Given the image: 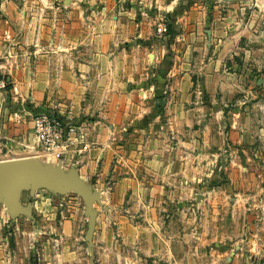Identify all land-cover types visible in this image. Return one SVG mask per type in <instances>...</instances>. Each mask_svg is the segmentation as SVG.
Masks as SVG:
<instances>
[{
  "label": "crops",
  "instance_id": "0c3cea01",
  "mask_svg": "<svg viewBox=\"0 0 264 264\" xmlns=\"http://www.w3.org/2000/svg\"><path fill=\"white\" fill-rule=\"evenodd\" d=\"M2 79L0 160L57 164L32 120L54 111L100 198L92 222L72 190L21 191L49 220L38 264H237L243 235L264 254V0H0Z\"/></svg>",
  "mask_w": 264,
  "mask_h": 264
},
{
  "label": "water",
  "instance_id": "95a60500",
  "mask_svg": "<svg viewBox=\"0 0 264 264\" xmlns=\"http://www.w3.org/2000/svg\"><path fill=\"white\" fill-rule=\"evenodd\" d=\"M41 187L59 192L72 190L81 195L86 202L84 213L90 216L93 222L96 215L94 202L100 201L98 194L85 186L75 172H67L62 162L44 163L31 157L0 160V212L5 206L12 217L19 212L31 217V206L24 205L20 200L21 191L30 189L35 192ZM93 230L92 225L87 232L90 241Z\"/></svg>",
  "mask_w": 264,
  "mask_h": 264
},
{
  "label": "rangeland",
  "instance_id": "374dc122",
  "mask_svg": "<svg viewBox=\"0 0 264 264\" xmlns=\"http://www.w3.org/2000/svg\"><path fill=\"white\" fill-rule=\"evenodd\" d=\"M26 190L28 189H24L23 193V201L25 202L29 200L26 196ZM63 196H60L62 200L75 205L80 204L81 207L84 206V199L75 191ZM31 203H33V199L30 200ZM61 203L64 204V201ZM2 210V215H0V264H13L15 255L18 256L20 264H38V258L43 253V240L48 237V234L45 233L48 229L44 227L49 222L48 218L41 215L37 210L32 212L31 217L23 212L12 217L8 214L5 206L2 207ZM248 242L247 236L243 235L238 250L242 249L244 255L240 257L241 259L237 264H264V254L256 251V246L249 245ZM195 246H197L195 240L189 244H180L181 251H188ZM227 264H231L230 261Z\"/></svg>",
  "mask_w": 264,
  "mask_h": 264
},
{
  "label": "built area",
  "instance_id": "2783aa9c",
  "mask_svg": "<svg viewBox=\"0 0 264 264\" xmlns=\"http://www.w3.org/2000/svg\"><path fill=\"white\" fill-rule=\"evenodd\" d=\"M127 7V2H122L121 8L126 9ZM156 31L161 36L168 34L167 22L164 20L158 22ZM6 87L7 81L0 80V88ZM32 120L38 145L51 161L61 162L64 154L71 147L76 148L81 141L80 125L54 111H37L33 114Z\"/></svg>",
  "mask_w": 264,
  "mask_h": 264
},
{
  "label": "bare ground",
  "instance_id": "6f19581e",
  "mask_svg": "<svg viewBox=\"0 0 264 264\" xmlns=\"http://www.w3.org/2000/svg\"><path fill=\"white\" fill-rule=\"evenodd\" d=\"M26 186H27V185H26ZM26 186H25V187H26Z\"/></svg>",
  "mask_w": 264,
  "mask_h": 264
}]
</instances>
